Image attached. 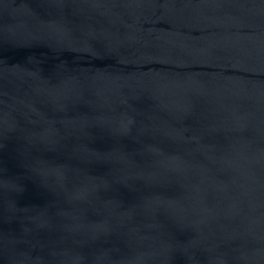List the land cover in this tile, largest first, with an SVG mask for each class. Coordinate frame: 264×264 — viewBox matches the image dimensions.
<instances>
[{"label":"water","instance_id":"95a60500","mask_svg":"<svg viewBox=\"0 0 264 264\" xmlns=\"http://www.w3.org/2000/svg\"><path fill=\"white\" fill-rule=\"evenodd\" d=\"M0 264H264V0H0Z\"/></svg>","mask_w":264,"mask_h":264}]
</instances>
